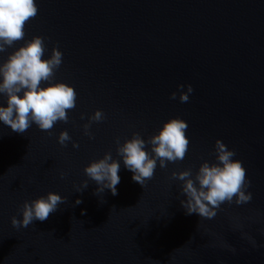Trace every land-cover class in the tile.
<instances>
[{"label":"water","instance_id":"1","mask_svg":"<svg viewBox=\"0 0 264 264\" xmlns=\"http://www.w3.org/2000/svg\"><path fill=\"white\" fill-rule=\"evenodd\" d=\"M37 3L24 40L44 37V58L59 46L55 81L78 98L51 130L18 134L0 123V264H264V0ZM180 85L194 89L187 103ZM97 110L105 119L91 139L84 126ZM173 118L189 124L184 160L158 165L144 188L122 164L118 195L97 196L85 167L108 152L118 159L117 138L147 140ZM64 131L67 146L58 142ZM217 140L243 162L253 199L226 202L213 219L186 215L172 173L191 169L194 178L215 162ZM49 192L66 203L44 222L13 227L26 201Z\"/></svg>","mask_w":264,"mask_h":264},{"label":"clouds","instance_id":"2","mask_svg":"<svg viewBox=\"0 0 264 264\" xmlns=\"http://www.w3.org/2000/svg\"><path fill=\"white\" fill-rule=\"evenodd\" d=\"M38 11L37 0H0V53L8 48L15 49L6 61L0 63V96L5 98L0 103V123L18 134H24L33 125L47 131L59 121L67 123L68 111L76 107L78 98L73 86L55 81V74L64 57L59 46L52 49L50 57L44 58L47 53L44 37L24 40L26 23L35 18ZM21 40L24 44L16 48V43ZM183 89L184 85H180L179 99L181 103H187L194 89L191 85L187 86L186 92ZM176 97L177 94L173 93L171 98L175 100ZM88 119L89 123L84 126L85 135L95 139L91 126L102 122L105 114L97 110ZM188 127L187 121L173 118L147 140L140 133H134L122 144L117 138L118 159L108 152L84 169L89 180L98 185L95 194L100 196L110 190L113 196L118 195L122 164L133 174V182L144 188L147 181L154 177L158 165L167 168L169 163L183 161L190 146L186 135ZM70 140L69 133L64 131L59 135L58 142L67 146ZM73 147L79 148V144L74 143ZM214 155L215 162L202 163L194 178L191 169L172 173V179L181 182V194L185 197L181 199V205L186 215L197 214L200 218L213 219L226 202L239 206L253 199L252 192L248 191L251 180L246 179L243 162L234 159L236 152L229 150L222 140H217ZM87 187L88 180H85L77 192L82 193ZM66 201V197L55 192L26 201L20 209L22 219L12 217V225L19 229L28 228L35 221L44 222ZM81 203L80 199L76 201V205Z\"/></svg>","mask_w":264,"mask_h":264}]
</instances>
